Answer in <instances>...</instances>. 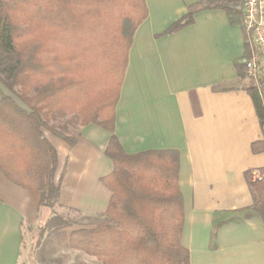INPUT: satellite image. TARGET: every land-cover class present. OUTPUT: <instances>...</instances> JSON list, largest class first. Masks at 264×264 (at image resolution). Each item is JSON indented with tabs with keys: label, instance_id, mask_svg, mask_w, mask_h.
<instances>
[{
	"label": "crops",
	"instance_id": "1",
	"mask_svg": "<svg viewBox=\"0 0 264 264\" xmlns=\"http://www.w3.org/2000/svg\"><path fill=\"white\" fill-rule=\"evenodd\" d=\"M203 1L144 0L147 16L136 28L127 53L114 107L113 134L125 154L178 152L181 245L189 251L190 264H264L260 218L226 223L211 239L215 213L227 219L230 212L253 204L247 175L264 168V152H253L251 145L262 141L264 134L245 91L251 80L245 68L243 78L237 73L236 65H243L249 55L242 24H230L224 10L204 8ZM190 10L194 12L189 25L164 34ZM1 95L30 113L0 83V100ZM5 114H0V264H22L31 235L39 226L41 195L37 189L19 184L29 179L27 161L15 154L8 125L16 123ZM69 117L61 120L65 123ZM56 124L53 120L42 128L57 154L53 179L60 193L53 212L69 222L72 214L79 215L76 230L91 229L103 219L111 197L101 181L113 171L105 154L111 133L87 124L77 129L70 146L52 134ZM51 234L43 236L31 258L34 263L58 262L57 250L50 248L53 242L48 243L47 254L42 249ZM63 242L70 252L97 261L69 249L65 239Z\"/></svg>",
	"mask_w": 264,
	"mask_h": 264
},
{
	"label": "trees",
	"instance_id": "2",
	"mask_svg": "<svg viewBox=\"0 0 264 264\" xmlns=\"http://www.w3.org/2000/svg\"><path fill=\"white\" fill-rule=\"evenodd\" d=\"M201 6L220 8L230 24L241 25L242 0H204ZM145 9L144 0H0V83L31 110L23 112L1 95L0 114L6 112L5 117L16 123L8 125V139L14 137L15 154L27 161L29 179L19 184L41 195L31 256L45 234H57L71 224L53 212L60 193L53 179L57 154L42 133L53 120L70 116L63 125L52 126V134L72 146L77 132L68 131V125L94 123L107 130L111 136L105 154L113 171L101 179L111 192L103 219L91 229L65 234L68 248L99 264H190L189 251L181 245L178 152L125 154L113 134L127 53L136 28L147 16ZM193 12L172 23L164 34L189 25ZM236 67L243 78V65ZM245 91L264 134V80L258 86L250 81ZM251 150L264 152V138ZM259 172V181L251 182L247 175L253 204L230 212L227 219L215 213L211 239L229 222L260 218L264 225V168ZM22 264L36 263L25 255Z\"/></svg>",
	"mask_w": 264,
	"mask_h": 264
},
{
	"label": "built area",
	"instance_id": "3",
	"mask_svg": "<svg viewBox=\"0 0 264 264\" xmlns=\"http://www.w3.org/2000/svg\"><path fill=\"white\" fill-rule=\"evenodd\" d=\"M242 19L249 48L243 59L245 75L258 86L264 80V0H242ZM260 179L259 171H250L251 182Z\"/></svg>",
	"mask_w": 264,
	"mask_h": 264
},
{
	"label": "rangeland",
	"instance_id": "4",
	"mask_svg": "<svg viewBox=\"0 0 264 264\" xmlns=\"http://www.w3.org/2000/svg\"><path fill=\"white\" fill-rule=\"evenodd\" d=\"M64 121H62L61 119L59 121H57V125H61ZM78 127L77 126H72V125H68V131H77ZM111 168H113V165L111 164ZM261 175V178H262V174L260 173ZM261 180V179H260ZM259 181V180H257ZM255 182V181H254ZM69 220H71V224L66 227V228H63V232H58L57 234L52 232V234L50 235L51 237H48L46 239V241L42 244V249L44 251V254H47L48 250L50 248H55L57 251H56V260L58 262H60L61 260H65V261H69L70 263L72 264H98L97 261H92L90 259H86V257L83 255V254H78V253H74V252H70L67 248H66V245H64V234L68 231L71 232V230H76L77 228H79V224L77 222L81 221V218L79 217V215H75V214H72L70 217H69ZM76 223V224H75ZM78 224V225H77ZM64 233V234H63ZM33 234V233H32ZM32 236V235H31ZM42 242V241H41ZM49 242H53L52 244L54 246H50V248L48 247V243ZM45 249V250H44ZM26 256L30 258L31 261H33L31 258V254H30V248L29 246L26 247ZM37 262L40 261V259H36ZM34 262V261H33ZM58 262H56V264H59Z\"/></svg>",
	"mask_w": 264,
	"mask_h": 264
}]
</instances>
